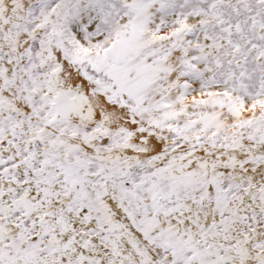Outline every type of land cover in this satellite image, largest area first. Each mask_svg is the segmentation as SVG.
<instances>
[{"label":"snow or ice","instance_id":"obj_1","mask_svg":"<svg viewBox=\"0 0 264 264\" xmlns=\"http://www.w3.org/2000/svg\"><path fill=\"white\" fill-rule=\"evenodd\" d=\"M0 264H264V0H0Z\"/></svg>","mask_w":264,"mask_h":264}]
</instances>
